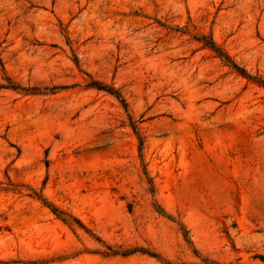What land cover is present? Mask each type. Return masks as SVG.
I'll return each instance as SVG.
<instances>
[{"label":"rangeland","instance_id":"obj_1","mask_svg":"<svg viewBox=\"0 0 264 264\" xmlns=\"http://www.w3.org/2000/svg\"><path fill=\"white\" fill-rule=\"evenodd\" d=\"M211 41L264 82V0H0V264H264V86Z\"/></svg>","mask_w":264,"mask_h":264},{"label":"trees","instance_id":"obj_2","mask_svg":"<svg viewBox=\"0 0 264 264\" xmlns=\"http://www.w3.org/2000/svg\"><path fill=\"white\" fill-rule=\"evenodd\" d=\"M207 46L210 49H212L219 56V58H221V60H223V61L227 62L229 65H231L243 77H245V78H247L249 80H253L257 84L264 86V82L262 80L257 79V78H253V77L249 76L248 74H246V72H244L239 67H237L235 64H233L232 62H230L229 61V58H227V56L224 54V52H222L219 48H217V46L212 41ZM92 86L95 87L98 90L107 91L108 93H110V94L116 96L118 99H120L121 100V103H124V101L121 99V97L119 96V94L117 92H115L114 90L109 89L106 86H103V85H100V84H97V83L92 84ZM51 209H52L53 213L58 216V214H57V213H59L58 210L56 208H51ZM62 220L65 221L64 219H62ZM75 221L77 222V220H75Z\"/></svg>","mask_w":264,"mask_h":264}]
</instances>
